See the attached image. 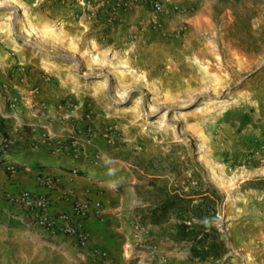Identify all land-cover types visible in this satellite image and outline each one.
<instances>
[{
	"label": "rangeland",
	"instance_id": "1",
	"mask_svg": "<svg viewBox=\"0 0 264 264\" xmlns=\"http://www.w3.org/2000/svg\"><path fill=\"white\" fill-rule=\"evenodd\" d=\"M0 65L5 89L37 82L47 99L33 108L109 141L139 202L195 170L225 195L223 260L173 240L174 216L144 222L155 244L188 253L173 263L264 264V0H0ZM8 192L0 264H79Z\"/></svg>",
	"mask_w": 264,
	"mask_h": 264
},
{
	"label": "crops",
	"instance_id": "2",
	"mask_svg": "<svg viewBox=\"0 0 264 264\" xmlns=\"http://www.w3.org/2000/svg\"><path fill=\"white\" fill-rule=\"evenodd\" d=\"M5 83L6 80L0 78V198L4 190L46 193L52 202L53 215L63 211L73 213L76 200L90 199L101 205L102 214L97 216L91 212L85 224L90 230L92 245L105 251V257L92 256L82 261L72 237L52 234L37 226L38 229L79 264H157V255L137 244L136 177L126 163L115 156L111 143L66 121L64 125L59 124L53 112L47 115L52 119H48L40 109L33 108L34 104L41 106L39 103L45 98L35 88L37 82L15 80L11 82L14 92L5 89ZM11 92L20 95L21 108L9 106ZM79 134L87 140L75 147L72 135ZM44 178L52 179L53 185H44ZM8 205L7 201L0 200L1 207L6 209ZM15 207H19L25 217L28 215L23 206ZM27 217L30 221V216ZM156 243L162 264H179L178 260L173 263V257L188 256V253L167 250L164 242Z\"/></svg>",
	"mask_w": 264,
	"mask_h": 264
},
{
	"label": "trees",
	"instance_id": "3",
	"mask_svg": "<svg viewBox=\"0 0 264 264\" xmlns=\"http://www.w3.org/2000/svg\"><path fill=\"white\" fill-rule=\"evenodd\" d=\"M157 190V202H139L136 207L143 222L162 225L174 216L170 234L173 240L192 243L195 257L200 260H223L229 248L224 234L214 223L222 222L219 213L225 195L198 170L191 177L165 181Z\"/></svg>",
	"mask_w": 264,
	"mask_h": 264
},
{
	"label": "built area",
	"instance_id": "4",
	"mask_svg": "<svg viewBox=\"0 0 264 264\" xmlns=\"http://www.w3.org/2000/svg\"><path fill=\"white\" fill-rule=\"evenodd\" d=\"M153 7L158 11L162 9V5L158 2L153 3ZM18 101L17 97H10L11 107L15 108ZM9 169L13 170L12 167ZM43 182L49 187L53 185V180L50 178H44ZM8 197L10 202L23 205L38 227L52 234L72 237L77 246V254L80 260L86 261L92 256H106V252L100 247L92 245L90 230L85 224V219L91 212L97 216L102 214L99 203H94L90 199L76 200L73 213L63 211L53 215L51 213L52 202L46 193L23 189L17 192H8ZM134 228L137 244L142 248L151 250L157 255V264H162L163 258L159 254L158 245L149 239L147 224L137 213L134 214Z\"/></svg>",
	"mask_w": 264,
	"mask_h": 264
}]
</instances>
